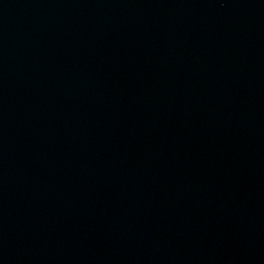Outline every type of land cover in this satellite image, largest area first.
<instances>
[{
	"label": "water",
	"instance_id": "1",
	"mask_svg": "<svg viewBox=\"0 0 264 264\" xmlns=\"http://www.w3.org/2000/svg\"><path fill=\"white\" fill-rule=\"evenodd\" d=\"M0 264H264V0H0Z\"/></svg>",
	"mask_w": 264,
	"mask_h": 264
}]
</instances>
